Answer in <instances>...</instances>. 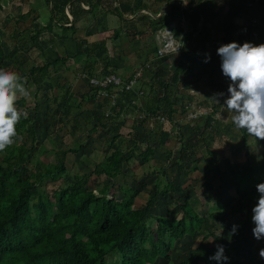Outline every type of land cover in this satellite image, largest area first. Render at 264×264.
I'll list each match as a JSON object with an SVG mask.
<instances>
[{"label":"trees","instance_id":"16d2710c","mask_svg":"<svg viewBox=\"0 0 264 264\" xmlns=\"http://www.w3.org/2000/svg\"><path fill=\"white\" fill-rule=\"evenodd\" d=\"M66 1L68 0L52 2L51 17L44 27L36 25L32 29L29 25H21V21L26 18V13H19V5L13 19L15 27L11 32L6 34L0 27V68L17 72L31 82L35 86L33 99L37 97L40 85L46 79L57 81V77L51 75V68L58 71L61 65H65L71 58V55H57L54 58L45 56L43 61L38 59L34 65L23 67L20 60L11 58L10 51L21 47L24 48L23 51L34 48L40 50L47 44V41L41 40L42 30L47 28L52 31L53 23L61 26L59 34L61 39L68 37L67 34H63L74 31V27L64 25L69 22V18L63 13ZM173 3L179 7L176 1ZM217 5L216 0L203 2L195 0L191 11L194 13L196 28H198L196 21L198 23L202 19L204 22L209 15L222 8L221 5ZM242 5V3L228 0L225 11L227 26L229 20L242 9ZM11 20V14L7 13L4 16L5 24ZM179 29L181 31V27H178L176 32L179 33ZM118 33L119 31L114 35L117 36ZM225 35L227 36L226 33ZM185 36L181 51L170 56L175 68L169 77H163V69L157 68L158 66L151 62L157 60L158 64L163 60L154 57L145 61L142 66L148 62L150 66L142 70L143 94L140 98L145 97L143 102L140 104L138 101L129 102L124 107L120 104H112L110 96L105 97L102 103L96 105L101 107L107 104L109 110L100 115L92 112L90 116L83 118L86 125L90 119H95V123L88 130L89 133L106 127L111 120L115 121L127 112H140L144 115L141 117L143 122L151 116L163 115L173 120L177 104L180 103L178 85L183 76L193 72L194 65L202 64L206 54L204 43L206 34L203 28L195 35L188 32ZM3 40H6V43ZM86 42L87 40L76 41L78 49L72 57H80L82 53H87L88 48L81 49L82 44ZM153 44L149 47V51L155 53L157 47ZM100 47V43L92 47V53H96V56L102 59L100 74L115 72L118 67L113 65L115 61L111 60L112 58L107 54L102 55ZM5 49L9 52L6 53ZM227 80L228 78L220 80V93L224 91L223 82ZM52 82L49 84L51 87L56 85V82ZM182 85L187 84L182 81ZM88 88H90L89 91L81 94L77 103H75V94L69 89H65L59 96L53 94L51 98L54 103L66 107L61 113L67 116L70 111L68 107L74 105L81 107V103L93 98L95 93L89 92L92 90L98 92L96 87L88 85ZM108 91H111V86L108 87ZM26 102L27 97L17 101L18 109L26 113V118L22 117L16 126L15 142L5 151L0 152V264H158L159 262L162 264H217V261L209 257L216 252L218 244L223 245L224 255L228 257L227 261H222L220 264H264V258L257 255V251L264 249V239L254 238L252 233L254 225L251 220L252 208L259 196L256 185L264 182V153L261 155L260 162L246 161L245 164L240 165V169L227 172L221 169L220 161L214 159L207 147V153L214 160L220 187H224L225 182H228L234 192L235 197L230 210L238 215L233 224L237 226L234 234L232 233L233 225L231 227L221 225V232H218L219 229L210 218L217 215L215 210L217 211L220 206L215 208V204H212L209 209L211 211L196 210L193 205L195 197L189 196L184 191V187L172 180L164 179L168 183V188H165L168 191L165 194L169 192L173 198L171 216L152 211L159 205L160 196L165 195H162L164 191L160 190L161 175H164V170L153 179L145 203L137 208L133 207L132 200L140 190L129 189L130 201L118 199L114 197V194L109 197L106 193L95 192L94 188L100 183L99 177L114 179L122 172L123 165L131 159L151 155L148 145L143 148V144H147L150 139L147 134L142 135L134 129L131 134L130 132L128 134L126 147L120 148L114 142L122 134L115 132L109 142L110 150L104 151L102 160L95 164L92 172L90 174L76 173L69 180L66 179L68 169L64 162L66 154L75 152L74 150L60 148L55 151V163H45L40 159V155L47 151L44 146L38 147L32 144L28 147L23 141L17 143L24 133L31 138L32 143L36 139L39 104L34 103L33 108H30L26 106ZM218 105L219 103L216 105L217 108L213 104L210 105L211 109L206 118L202 120L199 118L203 124L201 127L199 126L201 123L198 126H192L191 137L180 146L179 156L174 158L176 170L183 171L185 175L197 170L195 161L189 170L184 169L185 160L191 154L190 150L195 153L199 142L207 144L204 138L205 131L213 135L222 130L225 125L222 118L228 113L223 107L220 110V118H215L214 114L217 112ZM45 114L46 112L44 116ZM73 120L75 122L73 128L81 126L76 115L73 116ZM56 124H52L53 129ZM240 130L241 143L247 149V133L243 129ZM168 135L167 131H157L150 142L158 146L168 140ZM261 144L264 147V141ZM80 147L83 146L80 145ZM91 175H94V178L91 179ZM57 180H61L60 185L51 193H47L46 182ZM205 181L204 190H199L200 193L197 192L195 195L199 201L202 200V192L211 190V180L207 177ZM206 204L209 205L207 202ZM187 233L192 234L196 243L188 247L187 257L177 263L172 256L173 242L181 240ZM227 237H231L234 243L223 244Z\"/></svg>","mask_w":264,"mask_h":264},{"label":"rangeland","instance_id":"374dc122","mask_svg":"<svg viewBox=\"0 0 264 264\" xmlns=\"http://www.w3.org/2000/svg\"><path fill=\"white\" fill-rule=\"evenodd\" d=\"M18 5L20 6L19 13H25L29 7V0L1 1L0 27L3 28L6 34L10 33L15 27L13 19L15 17L14 15L17 13V7H19ZM179 8H181L180 4ZM181 9L184 10L185 8ZM7 13L11 14L12 20L5 24L4 16ZM26 19L27 18L22 21H25ZM22 21L21 25L24 24L26 26L29 24L28 19L25 22ZM33 24L37 25L35 22ZM33 24L30 26H33L34 28L35 26ZM3 41L6 43V40ZM217 42V40H214L213 46L212 41L209 42V45L206 48V54H208L211 61L213 56H218L216 51ZM53 45H51V43H47V45L42 47L44 48L43 51L42 48L40 50L38 48H32L33 50L28 51H23V47L16 48L13 51H10V55L12 59L20 60L23 67H30L34 65L38 59L43 61L45 56L54 58V52H56L57 49L55 45ZM108 45L109 52H112L113 49L110 50V44L108 43ZM129 45L131 46V44ZM130 46L129 50L132 52L130 60L137 59L138 63L135 67L143 65L144 53H140V49H136L135 47L132 49ZM5 48L7 47L5 46ZM5 52L8 53L9 50L5 49ZM85 58V62L78 60L79 62L74 64H72L71 61H68V64L61 65L58 71H54L51 68V75L57 77V81L55 79H46V81L40 85L35 99H33L32 95L35 91V86H33L31 82L27 81L30 95L27 97L26 106L33 108L34 103L39 104L36 123V139L32 143L31 138L24 133L17 143L23 141L28 147H31L32 144H36L38 147L44 146L47 151L40 155V159L45 163H55V151H58L60 148L74 150L75 152H69L66 154L64 162L66 168L68 169L66 179L71 180L73 175L76 173L85 172L90 174L92 172L95 164L102 160L104 151L107 149L110 150L109 142L115 132H121L122 136L114 143L120 148H125L129 132L131 134V132L135 129L142 135L147 134L148 137H150L149 142H147V144H143V148H146L148 145L151 155L139 156L136 159H131L123 165L122 172L114 179H108L104 176L99 177L100 183L94 188L95 192L97 194L106 193L109 197L114 194V197L118 199L130 201V197L128 196L129 189L133 188L140 190L139 194L132 200L133 207L137 208L145 203L148 190L153 179L157 176V174L162 173L164 170V175H161L162 184L160 190L164 191L162 195L168 191L165 189L168 188V183H166L164 179H166V181H175L176 184L184 187V191L189 196L195 197L193 205L196 210L201 212L205 210L211 211L209 209H211L212 204H215V208L220 206L217 211L215 210L217 215L210 218L211 222L219 229L218 232H221V225L231 227L238 216L230 210L233 198L235 197L234 192L230 188V184L228 182H225L224 187H220V180L218 179L217 172L215 171L214 160L212 156L207 153V147H209L212 152L214 159L220 161L221 169L231 172L236 169H240V165L245 164L246 161L251 163L256 162L259 158H261V155L264 153V147L261 142L264 140H255V138L247 134L248 146L246 149L240 140L241 130L236 129L230 122V114H225L222 118L225 122L222 130L213 135L210 134L209 131H205L206 133L204 134V138L205 143L207 144L199 142L198 148H195V153H192V150H190L191 154L185 160L184 169L189 170L192 163L195 161L198 166L196 171H192L185 175L183 171L176 170V163L174 161V158L176 159V157L179 156L180 146L191 137V130L193 129L192 126H198L199 123H201V120L206 118L211 109L210 105H217V102L213 98L215 97V99L218 100L219 96L216 94L220 93V80H216L215 78V70L218 68V61H215L214 63L211 62L207 77L203 80V82L200 79H196L192 89H186L185 87L182 88V81H185V79L189 78V76H184L181 79L178 94L180 103L177 104V111L173 114V120L168 118L162 122L158 116H154V118L149 117L148 120L143 122L141 117L144 115L140 114V112H127L123 113L117 120H111L106 127L98 128L96 131L89 133L88 130L95 123V119H90L86 125L84 124L83 118L85 116H90L92 112L100 115L102 112L109 110L107 104L97 107L96 104L102 103L104 99V96L101 95L100 92H94L93 90L89 92L95 93L93 98L81 103V107H76L75 105L68 107V110L70 111L67 116H64L61 113L66 107L54 103L51 98V95L55 94L59 96L65 91V89H69L75 94V103H77L81 94L89 91L90 88H88V84L90 83L89 80L91 75H101L102 63L95 65L91 72L88 71L89 68H86L84 71L83 65L88 63L87 57ZM144 59H146L145 61L147 62V57ZM101 60L102 59H100V61ZM151 62L155 63L156 66L158 65L156 61ZM157 68H160V66L158 65ZM173 69L174 67L170 70L173 71ZM83 71L84 74L81 75ZM76 74L79 75L78 79L74 77ZM169 75L170 74L166 72L162 73V76L165 78H168ZM28 79L30 80L29 77ZM52 80L53 82H56V85L53 87L49 86ZM136 87V89L130 91L129 93H125V95L118 93V89L112 88L111 101L113 104H120L124 107H126L129 102L134 103L135 101H138L139 104L142 103L145 97L141 99L137 96L136 92L138 90L142 91L140 81ZM194 108L197 110L201 109L202 116L199 114L200 117L198 116L191 119L189 117V113L192 112V109ZM221 108L223 107L218 105L216 112L218 114L216 117L217 119L221 116ZM44 112H46L45 116ZM74 115L78 117L81 123V126H77L76 128L72 127L75 124L73 120ZM214 115L216 116V114ZM199 118H201V120ZM53 123H57L54 129L52 126ZM202 125L203 124L201 123L199 126L201 127ZM162 130L169 133L167 138L168 140L158 146L150 142L152 140V136H154L157 131ZM80 145L83 147H80ZM207 177L211 180V190L209 192H202V200L199 201L195 195L197 192L200 193V191L204 190L203 185L206 182L205 179ZM92 178H94V175H91V179ZM60 182L61 180L46 182V192L51 193L54 189H56V187H58V185H60ZM206 202L209 203V205L206 204ZM172 207V194L167 192L164 196H160L159 205L152 211L154 213L171 216ZM195 243L196 242H194L191 233H187L181 240L173 242V260L179 263L185 259L188 255V247L194 245ZM232 243H234V240L231 237H227L225 241H223V244L225 245ZM259 253L260 251H257V255L260 256ZM158 264L162 263L159 262Z\"/></svg>","mask_w":264,"mask_h":264},{"label":"crops","instance_id":"0c3cea01","mask_svg":"<svg viewBox=\"0 0 264 264\" xmlns=\"http://www.w3.org/2000/svg\"><path fill=\"white\" fill-rule=\"evenodd\" d=\"M55 1L56 0H29V7L25 12L29 24L26 26L29 25L30 28H33V26L30 25L34 22L37 23L39 27L46 26L51 17L50 8L52 7V2ZM173 1L176 0H68L63 6V13L67 15L69 22L64 25H72L74 31H67L63 35L67 34L68 37L64 38L65 40L61 39L59 35L61 26L53 23L52 31L49 29L47 30V28L42 30L41 40L47 41V43H51V45L54 43L57 49V51L54 52V57L57 55H71L68 61H71L72 64L78 63L79 61L85 62V57H87L89 64L83 65V70L85 71L86 68H89V72L92 71L95 65L102 62V60L100 61L101 57H97L96 53H92L93 45L100 43L102 55L107 54L112 58L111 60L115 61L113 65L118 67L115 69L117 71L114 73L121 76L123 79L131 76L135 70L142 66L135 67L138 63L137 59L130 60L132 52L129 50V44H131L130 47L132 49L134 47L140 49V53H144V58H154L155 53L150 52L149 47L152 43L157 47L156 34L158 31L173 24L174 27L172 28V32L177 39L183 41V44L186 37L185 33L192 32L193 35H195L201 28H203L206 34L204 41L206 48L211 41L213 46L214 40L218 41L216 48L221 44H227L232 41H235L237 44L250 42L258 45L264 43V0H232L242 3L243 5L236 16L229 20L228 26L225 18L228 0H216L217 6L221 5L222 8L219 7L220 9L218 10L220 11L217 10L218 12L216 11V13L209 15L208 18L204 19V22L202 19H200L198 23L196 21L198 28H196L195 25L194 13L191 11L195 0H188V3L185 5L187 11L174 5ZM203 1L204 0H202V2ZM187 7H190V9H187ZM72 10L73 13H71ZM34 19L35 21L32 22L31 20ZM160 23L162 24L159 25ZM33 25L36 26L35 24ZM178 27H181L179 33L176 32ZM118 31V35L115 36L114 33ZM77 40H87L86 43L82 44L81 49L88 48V51L86 54L82 53L80 57H72L78 49L76 46ZM108 43L110 44V50L113 49L112 52H109ZM43 49L44 48H42V50ZM170 56L171 55H167L164 58H160V60L163 61L161 63L158 62L160 68L169 74L172 73L170 69L172 67L175 68V64ZM206 57H208V54H205L202 64L194 65L193 72L186 75V77L189 76V78L185 79L187 85H182V88L192 89L196 79H200L203 82L208 75L209 65L211 62L214 63L215 61H218V68L215 70L216 80L227 79V77L222 74L220 68V56H217L219 59L213 56L214 60L212 59L211 61L209 58L207 62H205ZM144 58L143 63L146 60ZM68 61L66 64H68ZM154 61L157 62V60ZM88 65L90 66L87 67ZM84 71L81 75L84 74ZM78 76L79 75L76 74L74 77L78 79ZM141 81L142 80H140V82ZM178 89L180 90L179 85ZM260 161L261 158L256 162Z\"/></svg>","mask_w":264,"mask_h":264},{"label":"clouds","instance_id":"9594fccd","mask_svg":"<svg viewBox=\"0 0 264 264\" xmlns=\"http://www.w3.org/2000/svg\"><path fill=\"white\" fill-rule=\"evenodd\" d=\"M187 4L188 0H182ZM182 47V43L175 47ZM221 58L222 74L230 81L223 106L230 114V122L236 129H243L255 140H264V43L252 44L235 41L221 44L217 48ZM210 57H206L205 62ZM25 77L17 72L0 68V152L13 145L17 137V124L26 113L17 107V101L30 95ZM222 96L223 93H217ZM217 103L218 100L213 98ZM259 193L257 203L252 208L251 220L254 224L252 233L255 239H264V182L256 185ZM233 225L232 233L236 232ZM216 252L209 257L220 264L227 261L223 245H216ZM260 256L264 258V249H260Z\"/></svg>","mask_w":264,"mask_h":264},{"label":"built area","instance_id":"2783aa9c","mask_svg":"<svg viewBox=\"0 0 264 264\" xmlns=\"http://www.w3.org/2000/svg\"><path fill=\"white\" fill-rule=\"evenodd\" d=\"M178 4H180L181 8H184L185 4L182 3V0H176ZM174 27L173 25H170L167 28H164L160 31H158V33L156 34V40L158 43V47L156 50V57L160 58L163 57L167 54L170 53H175V47L179 44V42L182 43V47H183V41L177 39L174 36V33L172 32V28ZM185 31V29H184ZM182 47H179L177 49V52H179ZM145 66H148V63L145 64ZM141 76V68L137 69L132 76L127 80V81H122V79L113 73H109V74H104V75H99V76H92L90 78V85L92 87H96L99 88L101 94L103 96H109V92L107 91V88L109 86H114L116 88H118L120 91L121 90H125V91H131L134 90V88L137 86L138 84V80L139 77ZM230 83L229 79L227 81L223 82L224 85V91L222 92L223 95L220 96V101H219V106L224 107L223 103L225 98H227V96L229 95L227 88H228V84ZM141 93V92H140ZM112 97V95H110ZM193 111L189 113V117L191 119H194L196 117H200V115L202 116V110L199 109H192ZM200 114V115H199ZM217 117V113H215ZM158 118L160 119V121H165L166 118L164 116H158Z\"/></svg>","mask_w":264,"mask_h":264},{"label":"bare ground","instance_id":"6f19581e","mask_svg":"<svg viewBox=\"0 0 264 264\" xmlns=\"http://www.w3.org/2000/svg\"><path fill=\"white\" fill-rule=\"evenodd\" d=\"M184 8H185V6H184ZM174 36H175V35H174ZM157 47H158V45H157ZM156 50H157V49H156ZM180 51H181V50H180ZM180 51H179V52H180ZM176 53H178V52H176ZM155 54H156V52H155ZM170 54H173V53H170ZM170 54H167V55H170ZM167 55H165V56H167ZM165 56H163V57H165ZM155 57H156V55H155ZM163 57H160V58H163ZM156 58L158 59V57H156ZM146 64H147V63H146ZM149 64H150V63L148 62V66H145V65H144V66L141 67V76L139 77L138 83H139V81L141 80V77H142V70H143V68H148V67L150 66ZM135 71H136V70H135ZM135 71H134V72H135ZM134 72H133V73H134ZM133 73H132V74H133ZM108 74H109V73H108ZM113 74H115V73L113 72ZM132 74H131V76H132ZM116 75H117V74H116ZM92 76H98V75H91V77H92ZM118 76H119V75H118ZM131 76H129V77L126 78V79H123L121 76H119V77L122 79V81H127ZM88 85H90V84H88ZM90 86H91V85H90ZM137 86H138V84H137ZM91 87H92V86H91ZM109 87H110V86H109ZM112 88H116V87L111 86V90H112ZM136 88H137V87H135L134 89H136ZM139 88H140V87H139ZM97 89H98V92H100L99 88H97ZM116 89H118V88H116ZM107 91H108V88H107ZM131 91H132V90H131ZM108 92H109L110 95H112V92H111V91H108ZM121 92H123V94H124V93H129L130 91H125V90H121V91H120V90L118 89V93H121ZM136 92H137V96H138V97L142 96V94H143V92H142V91H139V90L136 91ZM140 92H141V93H140ZM100 94H101V92H100ZM101 95H102V94H101ZM110 95H109V96H110ZM105 97H107V96H104V98H105ZM110 99H111V96H110ZM111 102H112V101H111ZM112 103H113V102H112ZM163 116H164V115H163ZM164 117L166 118V120L168 119L166 116H164ZM151 118H154V117L151 116Z\"/></svg>","mask_w":264,"mask_h":264}]
</instances>
